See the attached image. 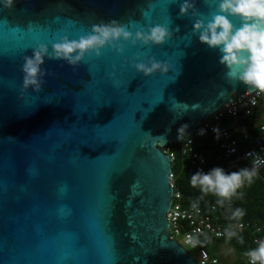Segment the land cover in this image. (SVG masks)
<instances>
[{
    "label": "water",
    "instance_id": "1",
    "mask_svg": "<svg viewBox=\"0 0 264 264\" xmlns=\"http://www.w3.org/2000/svg\"><path fill=\"white\" fill-rule=\"evenodd\" d=\"M183 3L0 0V264H199L170 238L175 190L163 148L247 88L225 78L219 50L193 34L202 17L180 15ZM194 3L204 15L216 8ZM112 21L133 34L160 24L172 36L161 46L121 41L123 54L109 46L77 67L46 58L43 90L23 91L24 57L39 44L51 50L49 41ZM151 59L170 71H137Z\"/></svg>",
    "mask_w": 264,
    "mask_h": 264
},
{
    "label": "clouds",
    "instance_id": "2",
    "mask_svg": "<svg viewBox=\"0 0 264 264\" xmlns=\"http://www.w3.org/2000/svg\"><path fill=\"white\" fill-rule=\"evenodd\" d=\"M14 3L15 0H4V7L12 8ZM204 3L209 8L216 5L215 10L204 15L196 9L194 0H184L180 15L187 16L191 12L193 17H202L195 20L193 34L198 36L202 44L219 50V62L225 67V78L230 83H242L247 92L264 94V0H204ZM234 20L238 23H234ZM171 36L169 28L160 24L133 34L125 25L112 21L92 25L91 33L81 36L79 40L69 39L65 35L59 42L49 41L51 50L47 44H39L33 49L32 56L24 57L23 91L33 89L39 93L43 90V78L48 74L43 68L46 58L63 60L77 67L92 53L97 58L101 57L102 50L109 46L123 54L121 41L134 45L140 43L144 46H161ZM135 68L144 76L151 77L157 72L167 74L171 65L151 59L148 63L135 64ZM186 128L187 125L183 126L180 133H184ZM214 131L219 138V130ZM201 134H204L203 130ZM247 155L251 160V167L232 172H226L222 167H215L207 173L198 171L190 175L191 186L199 189L204 196L216 197L220 206L231 204L234 199L241 198L246 186L255 183L261 166H264V157L257 153ZM192 207L197 209V204L193 203ZM245 215L243 208L237 207L231 211L233 221H243ZM238 228L242 229L243 224L228 226L224 233L226 239L230 241L239 238ZM245 256L249 264H264V239L259 240L257 247L249 249Z\"/></svg>",
    "mask_w": 264,
    "mask_h": 264
},
{
    "label": "built area",
    "instance_id": "3",
    "mask_svg": "<svg viewBox=\"0 0 264 264\" xmlns=\"http://www.w3.org/2000/svg\"><path fill=\"white\" fill-rule=\"evenodd\" d=\"M240 97H235V101L226 105L222 111L203 121L191 136L186 137L178 143L168 144L163 148L164 153L171 158L172 168L177 157L172 145H178L181 154L188 158V165L186 166L187 171L191 175L198 171L207 173L215 167L224 168L225 164L233 159L242 161L248 167H251V160L247 155L249 153H257L261 157H264V124L258 126L259 132L257 135L245 132L240 137H237L224 124L228 119L252 116L255 109L264 101V94L257 95L255 92H245ZM215 129L219 130V138H217ZM201 130H203L204 134H201ZM209 138L218 147V153L212 156L197 148L198 143ZM263 167L261 166L260 170ZM170 178L171 187L175 190L173 204L167 215V220L170 224V238L176 239L178 242L179 238H181L183 243H179L184 248L196 250L199 264H218V259H211L208 252L201 247L202 237H207L208 235L216 241L222 240L225 238L224 233L228 226L242 223L243 228L237 229L241 233L248 229L250 224L245 221H232L229 225L222 226L211 222L208 218L204 217L203 210L198 205L197 209H193L192 205L184 204L183 195L175 189L174 172ZM212 209L215 210L214 207ZM257 232H261V229L258 227ZM259 240H261L259 237L255 238L254 244L256 246ZM247 264H249L248 258Z\"/></svg>",
    "mask_w": 264,
    "mask_h": 264
},
{
    "label": "trees",
    "instance_id": "4",
    "mask_svg": "<svg viewBox=\"0 0 264 264\" xmlns=\"http://www.w3.org/2000/svg\"><path fill=\"white\" fill-rule=\"evenodd\" d=\"M255 109L254 113L257 112ZM253 116V115H252ZM252 116L246 117L250 118ZM247 132L252 135L258 134V127H249ZM236 135V134H235ZM237 137H240L236 135ZM200 142V141H199ZM242 142V140H241ZM243 143V142H242ZM176 152V160L173 163V172L175 175V189L183 195V201L185 205H193L196 203L204 213V217L208 218L211 222L218 223L219 225H229L233 220L231 219V211L234 208H243L246 212L243 221L250 224V227L243 232H239V238L227 240L226 237L222 240H214L211 236L202 237L201 247L205 249L211 259H218V264H224L218 247L221 244L230 245L236 248L240 258L245 260V253L251 249L257 247L254 244L256 237L264 239V167L259 170V176L255 183L251 186H246L242 190V196L240 199H234L231 204L226 203L224 206H220L217 203V198L214 196H204L199 189L193 188L190 184V175L187 171L188 158L183 156L179 151L178 145H172ZM197 148L206 154L213 155L218 153V147L213 144L212 139H205L203 142L197 144ZM248 167L244 162L238 160L228 161L224 169L226 172L237 171L240 168ZM215 208L213 210L212 208ZM257 227L261 229V232H257ZM243 241L242 243L240 241Z\"/></svg>",
    "mask_w": 264,
    "mask_h": 264
},
{
    "label": "rangeland",
    "instance_id": "5",
    "mask_svg": "<svg viewBox=\"0 0 264 264\" xmlns=\"http://www.w3.org/2000/svg\"><path fill=\"white\" fill-rule=\"evenodd\" d=\"M259 115H262L261 117H259L260 119H258L259 122H264V106L259 109ZM179 242L181 244L183 243L181 238H179ZM187 249L194 257H198V253L196 250H191L190 248ZM217 249L220 253V256L222 257L224 264H246L245 260L240 258L238 251L235 247L226 244H221Z\"/></svg>",
    "mask_w": 264,
    "mask_h": 264
},
{
    "label": "crops",
    "instance_id": "6",
    "mask_svg": "<svg viewBox=\"0 0 264 264\" xmlns=\"http://www.w3.org/2000/svg\"><path fill=\"white\" fill-rule=\"evenodd\" d=\"M264 106V101L261 102L260 106L257 109V112L253 114L252 117H240L238 119H228L224 122L225 126H227L234 134L240 136L243 133L247 132L248 128L258 127L260 124H264V122H259L258 119L262 115H259V109Z\"/></svg>",
    "mask_w": 264,
    "mask_h": 264
}]
</instances>
